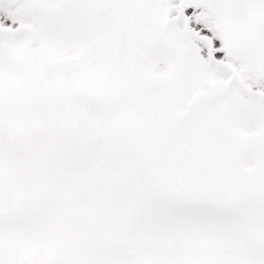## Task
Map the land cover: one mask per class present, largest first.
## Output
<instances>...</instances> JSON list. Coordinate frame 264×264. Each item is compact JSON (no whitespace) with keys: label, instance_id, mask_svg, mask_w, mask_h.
I'll return each instance as SVG.
<instances>
[{"label":"snow or ice","instance_id":"obj_1","mask_svg":"<svg viewBox=\"0 0 264 264\" xmlns=\"http://www.w3.org/2000/svg\"><path fill=\"white\" fill-rule=\"evenodd\" d=\"M0 264H264V0H0Z\"/></svg>","mask_w":264,"mask_h":264}]
</instances>
